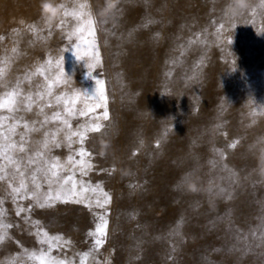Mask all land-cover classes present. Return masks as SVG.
Instances as JSON below:
<instances>
[{
    "label": "rangeland",
    "instance_id": "374dc122",
    "mask_svg": "<svg viewBox=\"0 0 264 264\" xmlns=\"http://www.w3.org/2000/svg\"><path fill=\"white\" fill-rule=\"evenodd\" d=\"M100 3L49 26L40 0H0V264H264V0L239 21L121 0L88 25ZM190 170L214 194L174 189Z\"/></svg>",
    "mask_w": 264,
    "mask_h": 264
},
{
    "label": "clouds",
    "instance_id": "9594fccd",
    "mask_svg": "<svg viewBox=\"0 0 264 264\" xmlns=\"http://www.w3.org/2000/svg\"><path fill=\"white\" fill-rule=\"evenodd\" d=\"M250 3L251 0H223V7L221 9L222 16L225 20L239 21L249 10ZM120 5L121 0H102V3H100L96 12L92 14L91 20L94 21L99 18L100 20L107 22L118 14ZM63 12V0H40L41 19L49 26L55 25L63 15ZM75 58L77 61L84 60V58L80 56H75ZM100 147V155L107 156L110 153L111 142L104 140ZM258 167L261 171H264V150H261L260 155L258 156ZM173 187L174 189L179 187L186 193L214 194V188L211 182L207 185L204 184L202 182V177L194 170L181 174L177 184Z\"/></svg>",
    "mask_w": 264,
    "mask_h": 264
},
{
    "label": "snow or ice",
    "instance_id": "6c2138e0",
    "mask_svg": "<svg viewBox=\"0 0 264 264\" xmlns=\"http://www.w3.org/2000/svg\"><path fill=\"white\" fill-rule=\"evenodd\" d=\"M80 10L79 11H73V12H68L66 9H65V6H64V12H63V15L65 16H68V15H71L73 17H81L83 15V10L85 8V5L84 4H81L80 6ZM88 25H91L93 23V21L91 20V18H89V20L87 21ZM31 27V26H30ZM83 28H80L78 29L77 31H82ZM75 34V33H73ZM90 34H94V33H90ZM94 47V45H93ZM89 55H92L95 62L96 63H99V54L98 53H95V52H92V53H89ZM95 65H90V67H94ZM43 74V73H41ZM0 75H2V70H0ZM97 84L100 85V87L98 88V90L93 94L95 96V98L101 102H104L106 101V97L104 95V88H103V82L102 81H97ZM51 89H52V84H49L48 85V93L50 94L51 93ZM57 101H60L62 99V97H56ZM15 102H16V93H9L7 98L0 101V108H7L9 109L10 111L13 109L14 105H15ZM67 103V101H65ZM74 103V102H73ZM101 104H97L96 107H100ZM94 109H89V111H93ZM68 111V114L69 115H72L73 114V110L71 108H68L67 109ZM81 115H85L84 112H81L80 113ZM108 112L105 110L103 112V119L107 120L108 119ZM53 119H56V120H60L61 119V116L59 113L55 114ZM65 124H67V121H64ZM101 125L99 123H96V124H93L91 125L87 131L89 132H99L101 130ZM73 135H77V133H73ZM81 138V142L83 141L84 139V133L81 132L78 134ZM54 139V138H53ZM9 147H13L12 145H10ZM22 150V149H21ZM79 155L81 156V160L79 161V163L83 166V167H90L91 165L83 159V157L85 156H88L89 154L87 152H85L84 150H81ZM57 165L53 164V167L55 168ZM52 175H56V172H52ZM0 179H3L2 176H0ZM70 179V178H69ZM21 187H23V185H21ZM20 189L17 188V189H14V191H19ZM104 196H105V203L108 202V196H107V193H104ZM60 197L57 196V199H59ZM106 226H107V221H104L100 226H98L97 228V232L103 236L105 234V229H106ZM4 239V236L3 235H0V242H2ZM103 243V240L102 239H97L96 241V244L99 246L100 244Z\"/></svg>",
    "mask_w": 264,
    "mask_h": 264
}]
</instances>
